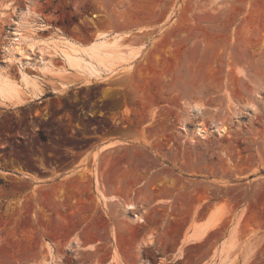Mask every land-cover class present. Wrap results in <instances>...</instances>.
Instances as JSON below:
<instances>
[{"label":"rangeland","instance_id":"1","mask_svg":"<svg viewBox=\"0 0 264 264\" xmlns=\"http://www.w3.org/2000/svg\"><path fill=\"white\" fill-rule=\"evenodd\" d=\"M0 76V264H264V0H0Z\"/></svg>","mask_w":264,"mask_h":264},{"label":"bare ground","instance_id":"2","mask_svg":"<svg viewBox=\"0 0 264 264\" xmlns=\"http://www.w3.org/2000/svg\"><path fill=\"white\" fill-rule=\"evenodd\" d=\"M118 40L119 39L117 38L112 43V45H110L111 49H109V46H108L109 44L106 45L108 47L107 48L104 45L105 43L102 44V45L99 44V43L98 44L97 43H95V44L93 43V45H91L92 47H90L89 56H91V59H94V61H96L99 65H101L102 67H105L106 69H113L114 67H117L116 66L117 62H122V61L127 62L129 60V58L133 57L134 52L130 51V53H128V55H126V56L124 54L120 53V52H117L118 51L117 50L118 49V47H117ZM62 44H63V42H62ZM36 45L37 44L34 43L31 46H36ZM64 47H65V49L62 50V53L65 55V57L69 61V63L74 64V65H79V61H78V58H77V56L79 55V54L77 55L78 50L75 49L72 45H68V44L65 45ZM116 47H117V49H116ZM84 51L86 53V50H84ZM18 87H19L18 85L9 84L8 82H5L0 76V99L1 100L20 99V95L21 94H20V91H19ZM128 208H133V206L129 205ZM207 226H210V225H207ZM208 229H210V228L208 227ZM201 235H203V234H201ZM193 236L198 237L197 234H194Z\"/></svg>","mask_w":264,"mask_h":264},{"label":"crops","instance_id":"3","mask_svg":"<svg viewBox=\"0 0 264 264\" xmlns=\"http://www.w3.org/2000/svg\"><path fill=\"white\" fill-rule=\"evenodd\" d=\"M190 241L193 242V243H196L198 240H196V237L194 236V237H190Z\"/></svg>","mask_w":264,"mask_h":264}]
</instances>
